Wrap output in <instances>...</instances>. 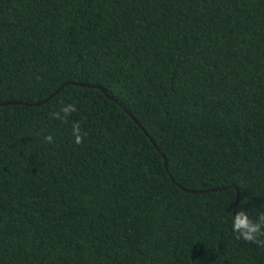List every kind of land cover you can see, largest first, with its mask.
Returning a JSON list of instances; mask_svg holds the SVG:
<instances>
[{
  "label": "trees",
  "instance_id": "1",
  "mask_svg": "<svg viewBox=\"0 0 264 264\" xmlns=\"http://www.w3.org/2000/svg\"><path fill=\"white\" fill-rule=\"evenodd\" d=\"M57 89L0 104V264H264V0H0V102Z\"/></svg>",
  "mask_w": 264,
  "mask_h": 264
},
{
  "label": "clouds",
  "instance_id": "2",
  "mask_svg": "<svg viewBox=\"0 0 264 264\" xmlns=\"http://www.w3.org/2000/svg\"><path fill=\"white\" fill-rule=\"evenodd\" d=\"M77 111L75 103H63L59 110H53L50 113V118L67 121L72 113ZM73 142L76 145H81L84 142V136L87 133L81 128L80 122L72 124ZM47 144H55V139L52 134L43 137ZM232 231L236 239L244 240L258 245H264V212H261L255 219L249 216L248 212L243 208L238 209L235 215L232 216Z\"/></svg>",
  "mask_w": 264,
  "mask_h": 264
},
{
  "label": "water",
  "instance_id": "3",
  "mask_svg": "<svg viewBox=\"0 0 264 264\" xmlns=\"http://www.w3.org/2000/svg\"><path fill=\"white\" fill-rule=\"evenodd\" d=\"M92 86V85H91ZM95 87H97L98 89H100L104 94H105V96L106 97H108L109 99H111V100H113V101H115V102H117V99L116 98H114L112 95H110L102 86H99V85H94ZM58 91V89L55 91V92H53V93H51L49 96H47L46 98H44V99H42V100H40V101H36V102H20V101H3V102H0V104L1 105H5V104H16V103H18V104H20V103H22V104H25V105H40V104H42L43 102H45V101H47L50 97H52L56 92ZM120 104V103H119ZM121 105V104H120ZM121 107L127 112V110L121 105ZM131 116V115H130ZM134 121L135 122H137L135 119H134ZM140 128L142 129V130H144V128L140 125ZM164 165L166 166V162H164ZM218 188H210V189H205V190H193V189H186L187 191H189V192H193V193H195V192H201V191H207V190H217ZM238 197H239V192H238V190H237V195H236V201H237V199H238ZM233 214L235 215V211L233 212Z\"/></svg>",
  "mask_w": 264,
  "mask_h": 264
}]
</instances>
